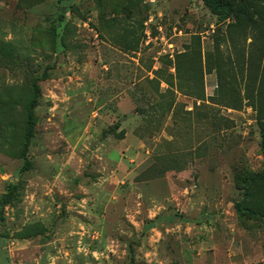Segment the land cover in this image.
Returning a JSON list of instances; mask_svg holds the SVG:
<instances>
[{"label":"rangeland","instance_id":"obj_1","mask_svg":"<svg viewBox=\"0 0 264 264\" xmlns=\"http://www.w3.org/2000/svg\"><path fill=\"white\" fill-rule=\"evenodd\" d=\"M248 1L0 0V264H264Z\"/></svg>","mask_w":264,"mask_h":264},{"label":"trees","instance_id":"obj_2","mask_svg":"<svg viewBox=\"0 0 264 264\" xmlns=\"http://www.w3.org/2000/svg\"><path fill=\"white\" fill-rule=\"evenodd\" d=\"M203 5L207 7L212 15L216 17V20L219 22L226 21L231 17L235 19H245L247 21H254L256 18L260 16V11L256 8L253 2L248 0H201ZM43 76L40 78L34 79L32 82V91H33V98L29 102L27 109H26V118H25V125H24V136L26 138L24 144V150L26 151L30 139L34 135V126H35V112L34 109L37 105V97L40 93V87L38 82L42 80ZM259 127V137L260 142L259 146L264 155V121L258 123ZM8 202V200H5ZM237 210L241 213H246L250 217H264V212H258L250 207L243 206L237 204Z\"/></svg>","mask_w":264,"mask_h":264}]
</instances>
